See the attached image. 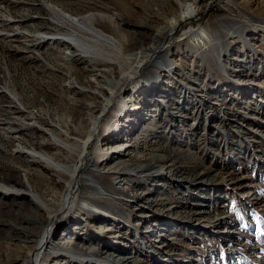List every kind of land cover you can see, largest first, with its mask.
<instances>
[{
  "label": "rangeland",
  "instance_id": "374dc122",
  "mask_svg": "<svg viewBox=\"0 0 264 264\" xmlns=\"http://www.w3.org/2000/svg\"><path fill=\"white\" fill-rule=\"evenodd\" d=\"M191 1L199 14L154 59L176 67L153 81L147 62L123 91L132 102L110 106L117 126L97 138L104 156L76 174V195L59 210L67 187L31 153L76 160L106 97L90 79L119 70L71 48L62 33L76 31L54 10L120 38L135 64L177 4L0 0V264H29L34 235L21 228L40 230L35 196L55 205L49 240L64 253L44 264H264V0ZM115 143L128 146L109 155ZM131 154L144 168L123 174L115 162Z\"/></svg>",
  "mask_w": 264,
  "mask_h": 264
},
{
  "label": "bare ground",
  "instance_id": "6f19581e",
  "mask_svg": "<svg viewBox=\"0 0 264 264\" xmlns=\"http://www.w3.org/2000/svg\"><path fill=\"white\" fill-rule=\"evenodd\" d=\"M172 1L177 4V9H175L172 13H169L168 16H164L163 25L156 28V31H154V35L150 38L149 43L143 44L140 50L136 53V57L139 53L146 54L142 60L135 62V64L133 63L132 53L125 52L123 40H120V38L114 40L113 38L103 34L102 32L97 31L91 25L90 19H79L78 17L72 16L59 9H53L61 17V20L64 23L74 28V31H76L62 33V35L69 40L68 43L70 44L71 48L79 50L84 54L85 57H90L93 59L96 58V60L97 57H100L102 60H104V64H115L118 66L119 70L118 77H110L106 75L107 70L100 69L98 70V72H95L90 79L98 83L97 88L99 89V93L104 96L106 95V97L103 99L98 112L92 117L88 129L84 131L85 135L81 134V136L84 137L83 141L81 142V149L79 151L80 153L77 156L76 160L73 161L72 159L65 157L63 159L64 163H62L61 161L55 160V158L50 155H39L31 153L32 156L41 158V160L46 164L45 167L55 170L61 182L67 187V190L63 194L62 199L58 205V207L60 206L59 210H61L65 206L68 207L69 202H71L76 195V190L74 189V187L76 185V182L79 180H76L74 178L75 176L77 177L76 174L80 171H85L87 174H91L92 168L90 167V163H92V161H97L99 158L104 156L102 153V148L100 149L97 144V138L100 136L107 137L106 135L114 133L117 126L116 122L113 119L114 117L107 116V111L109 110L110 106L113 109V106L116 105L118 101H121V104L123 105H128L126 104L127 102H132V98L128 97V94L125 95L126 92L123 91H129L130 89L135 88L136 84L138 83V79L143 78L145 75L144 69L146 68L147 62H152L150 65V67H152L150 79L153 81L159 79V76L161 77L169 75V73L172 72L176 67L171 61H169V59L161 60V62L158 63L154 61V59L156 57L160 58V53L166 51L168 52V48L165 49V47H163V43L168 41L169 36H171L174 31L177 32L183 25L192 22L197 14H199V10L198 6H196L195 4V1ZM149 13L151 14L150 11ZM139 24L148 26L145 21ZM194 31L196 32V30H193L192 32H190V34L195 33ZM83 34H87L89 35V37H85ZM203 36L204 34H201V38ZM36 37L39 40H43L44 38L40 34L36 35ZM200 41L204 43V41ZM156 52L159 53L155 54ZM149 58L151 59L149 60ZM150 79L145 80L148 81ZM135 107L138 108L139 106L135 105ZM56 139L60 141V137ZM64 140L65 138L63 139V141ZM125 146L128 145L125 143H115V145H110L109 147L107 145L105 147V150L109 149L110 151L108 154L111 155L112 153L120 152L122 148L123 150H126L124 148ZM66 147L74 149L76 151L79 147V144L66 142ZM19 151L25 153L27 152L26 147L20 148ZM134 156L135 154H131L128 159L115 162L117 163L115 165H123V174L136 173L144 168L143 166H139L136 161L132 162V160H134ZM78 177H80V175ZM81 177L83 180V176ZM33 202L35 204V208L34 211L31 210V214L35 212L36 215L39 216L42 220L41 226H38L40 230L33 231L27 226L21 229L23 232H29L31 235H34V237L29 240L34 242V246L29 256V264H44V258H48L58 253L59 255H64V253L61 252V248L63 247L58 245L61 241L52 243L49 240L50 235H53L51 228L53 224V211L55 209V205L50 206L43 198L36 196L33 198ZM84 204L85 202H83V204L81 205L82 207L77 209V211L86 212V208L83 207ZM64 243L69 245L68 249L76 245L75 241L73 240L64 241ZM64 243L62 242V244ZM81 249L82 252H90L91 254L92 252L96 251L97 247H89L86 243H84L83 245H81ZM67 254L71 255V252H67Z\"/></svg>",
  "mask_w": 264,
  "mask_h": 264
},
{
  "label": "trees",
  "instance_id": "16d2710c",
  "mask_svg": "<svg viewBox=\"0 0 264 264\" xmlns=\"http://www.w3.org/2000/svg\"><path fill=\"white\" fill-rule=\"evenodd\" d=\"M208 16H206L205 18H206V20H208L209 18H207Z\"/></svg>",
  "mask_w": 264,
  "mask_h": 264
}]
</instances>
